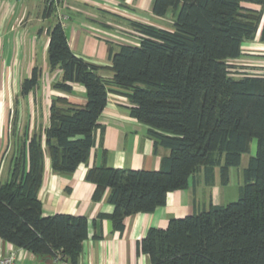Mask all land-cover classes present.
Segmentation results:
<instances>
[{"label":"trees","instance_id":"obj_1","mask_svg":"<svg viewBox=\"0 0 264 264\" xmlns=\"http://www.w3.org/2000/svg\"><path fill=\"white\" fill-rule=\"evenodd\" d=\"M170 11V28L131 20L138 43L111 49V64L103 66L72 50L61 23L51 27L48 63L61 71L53 87L69 92L74 83L82 84L87 101L75 105L52 98L49 125L19 134L9 178L0 179V238L38 257L61 253L68 264H79L89 221L83 215L42 214L45 150L54 171H75L95 146L109 93L119 92L128 98L131 115L148 126L155 148L170 154L157 170L105 163L89 168L93 200L110 189L114 205L101 217L123 231L127 217L164 206L169 192L188 188L200 171L210 182L219 167L222 182L228 183L230 169L240 165L256 138L257 151L244 169L237 201L172 218L167 228L150 227L137 246L150 264H264V75L234 76L229 63L242 56L244 42L258 32L264 40V0H153L154 15ZM103 71L112 76L104 77ZM41 75L34 66L21 95L35 91Z\"/></svg>","mask_w":264,"mask_h":264},{"label":"crops","instance_id":"obj_2","mask_svg":"<svg viewBox=\"0 0 264 264\" xmlns=\"http://www.w3.org/2000/svg\"><path fill=\"white\" fill-rule=\"evenodd\" d=\"M152 3L153 0H68L65 10L70 18L64 29L70 47L90 62L110 65L111 49H116L121 43H138L139 33L131 25V20L158 26L159 21L164 20L166 16L152 13ZM47 8V0H0V69L3 70L4 85L0 105V149L7 145L5 128L9 121L10 124L15 121L21 133L24 128L29 133L40 132L49 125L52 98L62 97L75 105H85L87 101L86 88L82 84L74 83L69 92L53 87V83L60 80L61 71L51 70L48 63L49 30L56 19L47 15ZM9 34L15 39V53L25 54V63L16 54L6 59L2 56ZM21 44L24 50L18 47ZM34 66L42 70L38 88L28 95H20L16 109L12 110L14 112L8 111L9 107L13 109V97L21 89L18 70L26 68L31 73ZM11 71H14L13 81L16 80L14 94L9 88ZM102 75L112 76L106 71ZM130 105L125 95L109 93L106 107L98 120L95 146L88 160L75 171H54L49 152L45 150L44 176L39 190L42 214L83 215L89 221V236L83 242L79 264H150L149 255L139 252L137 246L148 229L167 228L172 218L197 213L207 206L206 202H200L198 196V187L204 185L199 175L203 171H200L190 179L188 188L169 192L164 206L151 213L127 217L123 231L116 230L110 218L101 217L103 213L111 214L114 205L109 201L110 189L106 190L101 200H93L95 184L86 180L89 168L105 163L116 168L157 170L162 165V159L170 154L167 148H155L148 136V126L131 115ZM11 159L1 168L2 181L9 178ZM216 191L217 188L214 192L209 189V204H220L219 199L213 196ZM12 247L24 264H63L54 257H38L0 238V256L8 254Z\"/></svg>","mask_w":264,"mask_h":264},{"label":"rangeland","instance_id":"obj_3","mask_svg":"<svg viewBox=\"0 0 264 264\" xmlns=\"http://www.w3.org/2000/svg\"><path fill=\"white\" fill-rule=\"evenodd\" d=\"M246 6H249L255 9H261L260 5H256V4H246ZM52 20L53 18L51 19V21ZM173 22H174V15H172V12L170 11L168 15H166L164 20H160L158 24L161 27L170 28L172 27ZM22 39H23V36H22ZM14 41H15L14 36L9 34V36L5 40V45H4V49L2 52V56L4 57V59H6L7 57L8 58L12 56L14 57V55L16 54L17 58L25 63V60L23 59L25 54L20 53L19 55V52L15 53L16 46H14ZM26 43H27V46L29 47L30 43H29L28 38L26 40ZM18 47L19 48L21 47V49L24 50V46L22 44ZM10 63L12 64L13 62L10 61ZM229 63L231 66L230 72L234 76L264 75V40L260 38L259 32L257 33L254 39L247 40L244 42L242 56L237 59L230 60ZM18 71H20L18 72V74H19V77L21 78L20 83L22 84L23 80L29 77L31 73L29 69H27L26 71V68H24L23 70L20 69ZM13 75H14V71H11V75H10L11 79H10L9 88L11 90V93L14 94V91L16 90V85H15L16 80H14L15 82L13 81L12 79ZM2 78H3V70L0 69V105H1V100H2L1 96H3L4 94L3 93L4 85L2 84V81H3ZM20 95H21V89L20 91H18V93H16V97L15 95L13 97V106H12L13 109L9 107L7 108L8 111L10 110L12 111L16 109L17 101L19 100ZM8 113L9 112H7V115ZM6 126L7 127L5 128V139H6L7 145L2 147V149H0V172H1V168L6 166L8 159L10 157L13 158L15 156L16 151L19 150L18 142L21 140L20 137H22L19 135V134H22L21 133L22 131H18L19 126L15 124V121H12L11 124L9 121V125L6 124ZM256 151H257V140L256 138H253L250 142L249 151L242 155V160H241L240 165L232 167L230 169L229 182L226 184L222 182L221 171L219 167L214 168V172H213L210 182H207V181L205 182V174L203 172L199 174L201 176L200 181H203L204 185L198 187L199 189L198 196H199L200 202L202 201V202L207 203L206 208L202 210H207L211 206V204H209V195H208L210 188L213 190V192H214V189L217 188V191L215 194H213V196H216L219 199L220 204L222 205H226L230 202L237 201L241 197L242 187L245 184L244 169L248 166L250 157L254 156L256 154Z\"/></svg>","mask_w":264,"mask_h":264},{"label":"built area","instance_id":"obj_4","mask_svg":"<svg viewBox=\"0 0 264 264\" xmlns=\"http://www.w3.org/2000/svg\"><path fill=\"white\" fill-rule=\"evenodd\" d=\"M47 5L51 9L52 16L56 19L57 22L61 23L64 27L68 21L69 14L66 12V7L68 5V0H47ZM56 261H60L63 264H68L63 260V255L58 253L54 257ZM0 264H24L22 263L14 248L12 247L11 251L4 255L0 256Z\"/></svg>","mask_w":264,"mask_h":264}]
</instances>
